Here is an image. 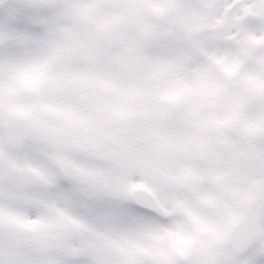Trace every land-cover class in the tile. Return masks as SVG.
Returning <instances> with one entry per match:
<instances>
[{"label": "snow or ice", "instance_id": "snow-or-ice-1", "mask_svg": "<svg viewBox=\"0 0 264 264\" xmlns=\"http://www.w3.org/2000/svg\"><path fill=\"white\" fill-rule=\"evenodd\" d=\"M92 2L0 0V83L10 76L12 63L24 57L36 62L41 77L40 88L30 97L34 103H46L61 90L67 97L75 95L78 89L74 82L87 75L85 55L73 53L47 70L42 66L58 48L67 46V33L77 10ZM229 3L231 0H216L215 4L212 0H181L175 16L162 25L141 53L147 72L164 64L169 79L191 89L210 85L213 93L208 111L200 118L192 117L198 99H181L171 115L158 121L156 131L164 134L180 128L183 129L180 139L186 141L200 131V125L209 117H214L218 125L232 121L230 132L218 131L209 138L210 148L203 163H198L191 154H173L167 169L172 181L158 184L146 178L154 195L139 192L130 200L105 195L89 198L84 186L92 181L76 176L53 178L51 185L37 193L49 203L70 204L76 215L86 217L100 231L105 230L106 224H114L160 237L169 235V244L178 237L192 241L185 256L169 255L165 261L142 260L139 264H264V98L250 97L247 91L249 77L264 83V51L247 58L243 67L233 72L249 47L248 34L264 31V20L238 22L239 9L245 6L241 4L224 29L194 34L196 23L209 6L212 11L207 20L214 23ZM176 19L181 23L173 32L172 21ZM117 45L123 55L128 45L121 42L118 33L103 41L108 50ZM111 59L109 51L103 61ZM185 64L183 71H177ZM134 75L129 71L124 80L130 82ZM158 95L163 112L170 92ZM236 106H241L240 111L233 116ZM257 130L260 134L254 136ZM11 135L9 128L0 125V139ZM31 148L28 145L25 151ZM122 160L119 147L110 145L104 152V161H89V165L97 175H103L109 162L122 163ZM11 192L12 186L0 181V204L9 203L6 197ZM253 193L256 198L246 206ZM245 206L244 222L231 231L227 241L208 247L209 237L202 235V228L208 226L214 232H223L230 218L243 212ZM31 215L36 216L37 211ZM89 241L87 234H68L58 247L46 253L25 252L12 258L7 253L15 241L10 234L0 233V264H116L90 248Z\"/></svg>", "mask_w": 264, "mask_h": 264}, {"label": "rangeland", "instance_id": "rangeland-1", "mask_svg": "<svg viewBox=\"0 0 264 264\" xmlns=\"http://www.w3.org/2000/svg\"><path fill=\"white\" fill-rule=\"evenodd\" d=\"M180 2L93 0L90 5L78 9L73 26L67 33V46L58 48L48 63L42 66L43 70H47L56 61L73 53L87 57L84 65L87 75L74 82L73 86L78 91L72 97L65 96L61 90L46 103H34L31 94L41 86L38 65L24 57L12 63L10 76L0 83V125L12 132L11 137L0 139V152L4 156L0 181L12 186L11 194L6 197L9 203L0 204V221L5 225L0 233L10 234L15 241L7 253L10 257L16 258L25 252L46 253L58 247L68 234H87L90 237L88 246L116 264L165 261L169 255L180 257L189 254L192 241L178 237L173 244H169V235L160 237L140 229L119 228L114 224H106L105 230L100 231L86 217L76 215L70 204L48 205L46 199L37 194L40 189L51 185L53 178L66 176L61 171L63 164H72L82 172L97 175L89 161H101L102 142L109 138L122 146L139 171L132 179L124 180L109 165L100 176L105 177L114 190L108 193L104 186L85 184V194L89 198L105 195L121 200H130L134 188L154 194L146 178L158 184H169L172 179L170 175L169 183L160 181L161 178L154 180L155 165L166 167L170 165L173 154L185 153L203 163L210 148L209 138L216 135L215 130H232L231 120L218 125L214 117H209L200 125V131L186 141L180 139L183 129H169L164 134L156 131L158 121L171 115L181 99H198L199 103L192 113V117L198 119L208 111L213 94L210 85L191 89L182 82L169 79V70L164 64L147 72L141 59L147 42L175 16ZM215 2L212 0V4ZM241 4L245 6L239 9L238 22L264 20V0H251V3L231 0L215 17L214 23L207 20L208 13L212 11L209 6L204 17L196 23L194 34L224 29ZM180 23L179 19L172 21L173 32L178 30ZM109 26H116L122 32V42H127L123 55L120 47L108 50L99 46L98 37ZM248 40L249 47L242 54L239 64L233 67L234 73L243 67L247 58L264 51V31L250 32ZM109 51L112 59L104 62L103 57ZM184 67L186 64L177 71H183ZM129 71L135 75L130 82H126L124 74ZM247 91L250 97L264 98V83L249 77ZM163 92H170V95L161 112L158 94ZM240 107H234L233 116L238 115ZM33 114L34 117L30 118ZM40 117L43 119L41 122ZM26 124L37 131L35 137L23 129ZM259 134L258 130L253 132L254 136ZM42 138L45 143H39ZM29 141L31 152L36 156H41V153L45 156L46 167L7 165L12 153L17 157L24 156ZM168 167L163 170L167 175ZM34 210L37 211L36 216L31 215ZM243 212L236 216H241ZM205 227L217 235L211 227L204 226L202 229ZM184 228L187 229L188 225Z\"/></svg>", "mask_w": 264, "mask_h": 264}, {"label": "flooded vegetation", "instance_id": "flooded-vegetation-1", "mask_svg": "<svg viewBox=\"0 0 264 264\" xmlns=\"http://www.w3.org/2000/svg\"><path fill=\"white\" fill-rule=\"evenodd\" d=\"M32 118H33V116H32ZM41 120L42 119L40 117V122H41ZM23 127H22L23 129H26L28 131L30 136L35 137L37 135V131H35L32 127H30L29 124H26V126H23ZM44 141L45 140L43 139L42 142H44ZM28 145H32L30 141L27 143V146ZM7 164L8 165H47V163L45 161V157H43L42 154H41V156H36L35 153L31 152V149L28 151H24V156L19 155V157H17L16 154L12 153L11 161H9ZM68 170L69 171L67 172V175L72 176V172L74 169L71 166H68ZM46 202L48 203V205L54 204V203H49L47 200H46ZM26 211L29 212L28 209ZM234 218H236V222H235L234 227H238L239 226V222H238L239 218H238V216H234ZM227 239L228 238L222 240L221 236H218V238L216 239V243L226 242Z\"/></svg>", "mask_w": 264, "mask_h": 264}, {"label": "water", "instance_id": "water-1", "mask_svg": "<svg viewBox=\"0 0 264 264\" xmlns=\"http://www.w3.org/2000/svg\"><path fill=\"white\" fill-rule=\"evenodd\" d=\"M113 33H118L114 28H110L108 29L106 32H104L100 38V42H101V45L103 46V41L105 40V38ZM119 34V33H118ZM110 142L109 141H106L104 142V152L105 150L110 146ZM121 153V152H120ZM122 154V153H121ZM122 157H123V160H122V163H117V162H110L111 164H113L115 167H117L120 171H122L124 173L125 176H129L131 174V171L134 169V166L130 165L128 162H127V159L125 158V156L122 154ZM0 163H1V158H0ZM78 177H81V178H84L85 180H90V181H94L95 179L92 178V177H89L87 175H84V174H81V173H78L77 174ZM99 183L103 184L105 183V180L104 179H100L98 181ZM108 190H110V186H108ZM139 192H142V191H134L133 193V197L136 195V193H139ZM2 224L0 223V230L2 229Z\"/></svg>", "mask_w": 264, "mask_h": 264}]
</instances>
